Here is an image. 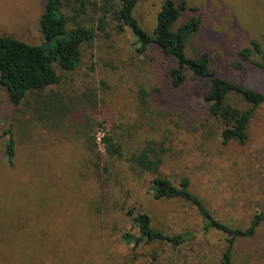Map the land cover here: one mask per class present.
Wrapping results in <instances>:
<instances>
[{
    "label": "rangeland",
    "instance_id": "374dc122",
    "mask_svg": "<svg viewBox=\"0 0 264 264\" xmlns=\"http://www.w3.org/2000/svg\"><path fill=\"white\" fill-rule=\"evenodd\" d=\"M182 1L185 9L173 29L190 17L200 21L186 39V54L208 51L210 67L218 74L264 94V70L249 62L237 64L238 51L252 39L264 52V0ZM44 2L0 0V34L40 44ZM162 2L138 0L133 10L149 33ZM89 14L90 4L82 22L91 24ZM113 25L81 46L74 69L56 66L58 84L30 92L20 105L10 103L0 84V235L7 237L0 242V264H151L153 251L157 264L219 261L225 235L203 232L200 218L181 199H155L148 189L150 174L104 156L101 138L107 131L117 133L125 154L148 139L163 141L162 173L174 183L189 176L191 190L227 224L246 226L264 207V104L250 119L244 145H222L214 121L203 111L201 93L208 83L186 70L183 86L172 87L165 75L176 65L174 59L154 45L137 52L129 28L117 32ZM250 58L260 61L255 52ZM144 94L152 114L149 109L143 113ZM182 100L179 112L175 103ZM227 100L249 106L238 94ZM91 115L102 126L95 121L91 126ZM6 128L16 143L11 166L4 155ZM209 132L215 133L207 139L203 135ZM103 164L109 173H102ZM135 205L154 226L166 232L193 229L194 238L178 249L162 242L130 249L120 235L130 226L126 209ZM236 254L238 264L242 258L264 264V223L253 237L237 243Z\"/></svg>",
    "mask_w": 264,
    "mask_h": 264
},
{
    "label": "trees",
    "instance_id": "16d2710c",
    "mask_svg": "<svg viewBox=\"0 0 264 264\" xmlns=\"http://www.w3.org/2000/svg\"><path fill=\"white\" fill-rule=\"evenodd\" d=\"M137 2L138 0H101L99 3L94 0H45L39 18L43 37L40 44H30L10 35L0 34V84L6 89L10 103L18 106L30 92L42 91L58 84L60 75L56 71V66L62 70L74 69L80 61L81 46L92 42L100 33L107 32L113 22V29L117 32H121L124 26L129 28L137 52L144 53L149 46L154 45L164 55L174 59L176 65L169 68L165 75L168 84L172 87L183 86L186 70L192 77L206 81L208 88L201 93V101L205 103L203 111L208 119L214 121L213 126L218 130L220 143L227 145L235 141L244 145L248 139L250 119L256 108L264 104V94L218 74L210 67L211 57L208 51H201L196 56L186 54V39L198 29L200 21L197 17H190L173 29V25L185 9L184 1L163 0L156 15L155 26L150 33L143 29L133 16ZM88 4L91 5V14H89L91 24L82 22L84 15H88ZM65 8L69 13L65 12ZM251 52L259 54L260 61H252ZM238 57L240 59L238 65L249 62L264 70V52L255 39L250 41L248 47L238 51ZM145 94L141 103L143 113L150 105L148 99H145ZM230 94L240 95L249 106L240 108L231 104L227 100ZM183 104H185L183 100L175 103L176 110L181 112ZM153 111L154 108L149 109L148 112L152 114ZM96 119L91 115V126L94 121L97 126H102V123ZM214 133L209 132L203 136L208 139ZM3 134L5 135L4 155L7 164L11 166L16 155V143L10 128H6ZM116 134L112 130L102 136L104 156L124 159L132 171L150 174L148 189L155 199H181L194 209L200 218L199 223L203 232L217 230L225 235L224 248L220 253L219 261L210 264H238L237 243L256 234L264 223V207L252 216L246 226L227 224L214 216L202 199L191 190L189 176L182 175L174 183L162 173L161 167L166 152L163 141L148 139L137 149L125 154L124 145ZM91 147H96L93 135H91ZM107 172L109 173L108 164H103L102 173ZM126 214L130 218V226L121 233L120 237L132 250L143 244L156 242L166 243L178 249L194 238L193 229L166 232L154 226L150 215L136 205L128 207ZM18 228L23 229L26 226ZM6 239L7 237L0 235V242H5ZM134 256L135 254L133 258ZM133 258L129 259L132 261ZM149 258L151 264H157L158 256L155 251L149 255ZM240 262L247 264L244 258Z\"/></svg>",
    "mask_w": 264,
    "mask_h": 264
}]
</instances>
